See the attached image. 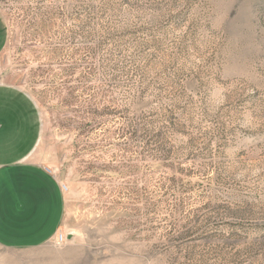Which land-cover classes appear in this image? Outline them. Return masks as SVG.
I'll return each instance as SVG.
<instances>
[{"label":"rangeland","instance_id":"1","mask_svg":"<svg viewBox=\"0 0 264 264\" xmlns=\"http://www.w3.org/2000/svg\"><path fill=\"white\" fill-rule=\"evenodd\" d=\"M0 16V80L36 103L64 199L54 237L0 264H264V0H0Z\"/></svg>","mask_w":264,"mask_h":264},{"label":"crops","instance_id":"2","mask_svg":"<svg viewBox=\"0 0 264 264\" xmlns=\"http://www.w3.org/2000/svg\"><path fill=\"white\" fill-rule=\"evenodd\" d=\"M6 31L0 16V54ZM42 115L19 86L0 80V248L42 246L57 233L64 199L58 179L36 159Z\"/></svg>","mask_w":264,"mask_h":264},{"label":"built area","instance_id":"3","mask_svg":"<svg viewBox=\"0 0 264 264\" xmlns=\"http://www.w3.org/2000/svg\"><path fill=\"white\" fill-rule=\"evenodd\" d=\"M62 240V237H60V241Z\"/></svg>","mask_w":264,"mask_h":264}]
</instances>
